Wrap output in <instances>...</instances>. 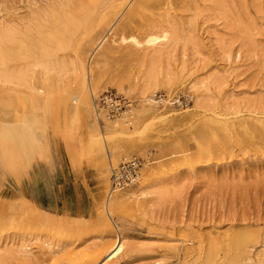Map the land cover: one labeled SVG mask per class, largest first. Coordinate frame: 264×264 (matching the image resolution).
Instances as JSON below:
<instances>
[{
  "label": "rangeland",
  "instance_id": "374dc122",
  "mask_svg": "<svg viewBox=\"0 0 264 264\" xmlns=\"http://www.w3.org/2000/svg\"><path fill=\"white\" fill-rule=\"evenodd\" d=\"M136 1H120L121 4L115 10L103 12L102 17H106L104 24L111 25L113 19H118L116 28L102 48L111 47L114 50L110 57L101 58L97 54L92 58L95 46L109 29L108 24L105 27L100 23L101 28H95V32L75 33L73 44L76 47L65 50L58 48L54 57H50L55 64L66 67L64 74L50 73L46 81H43L42 71L37 66V62L44 58L39 49L36 52L33 50V55L30 54V64H27L26 59L21 60L22 63L20 60L10 63V68L14 64L15 67H21L25 63L27 68V65H35L29 70H33L29 78L33 77L30 82H33L34 91L29 89L28 92V87H22L25 90L17 89L19 96L15 89H12L15 92L8 91L11 94L9 96L2 95L0 89V98L1 95L2 98L8 96L6 99L9 101L4 107L0 100V219L4 221L0 220V264H81L86 260L87 253L94 252L102 244L113 242V236L118 233L116 229L127 238L128 247L124 255L109 264H243L249 255L264 250V0H221L229 18L224 17L226 11L220 10L218 3L213 0H153L147 7L141 8L127 27L123 28L121 24ZM52 2L55 1L0 0V23L5 18L3 23L11 25L13 17L28 16L31 7L43 6V10H50ZM97 17H93L96 23L100 21ZM51 25L48 23L46 28L43 27L42 34L47 33L44 39L48 34H56ZM165 31L171 32L175 41L172 45H168V42L158 43V67L173 68L178 77L169 88L165 79L159 76L157 87H154L156 93H165L169 98L163 105H156L155 113L146 114L139 109L145 103L146 95L142 94L136 83L142 75L139 69H143V60L151 53L145 41L150 35L162 36ZM122 37L127 40L122 42ZM135 40L142 44H136ZM79 46L86 51V67L92 60L91 65L101 73L100 84L94 81L91 85L88 83L89 91H85L88 95L81 90L80 58L75 49ZM19 48L18 53L22 54L24 49ZM195 51L200 52L198 58L203 63L199 75L182 73L183 55L186 53V58H190ZM61 59H65L63 63ZM212 72L216 74L215 77L219 76L216 80L220 87L218 84L216 86L220 89L213 90L214 104L209 110L202 111L196 106L192 85L196 77ZM63 76L66 77L64 80L61 79ZM11 87L14 88L13 85ZM110 92L122 95L134 104L116 118L111 117L106 110L99 109L98 120L95 114L96 102ZM178 93L189 94L193 103L185 108L176 107L174 96ZM12 94L16 96L13 98ZM23 95L27 98L30 95L28 103L26 99L24 102ZM61 95L72 99L66 100ZM75 96L80 97L79 101L73 99ZM19 97L23 99L20 101ZM234 101L238 103L237 112L230 110L236 104ZM129 110L132 112L129 113ZM134 113L140 118L137 123L128 119L130 125L118 129L115 125L111 128L106 126L105 114L111 120L121 122L123 116L132 117L130 115ZM84 117L85 121L82 122ZM26 121L29 125H26ZM87 123H91V127ZM222 132L223 141L216 143L214 151L210 150L208 142L215 139L216 135L219 137ZM4 136L14 138L8 150L3 147ZM92 142L97 144L90 146L94 145ZM82 149H85L84 153ZM149 154L153 160L143 169L140 183L146 177L148 180L152 177L164 179L167 190L162 200L147 202L133 196L123 200L121 204H124L119 205L111 218L105 213L102 216L100 209L111 187L112 169L123 160ZM5 158L8 159L6 162ZM54 158L57 163L61 162L58 166L60 169L51 165ZM31 161L37 162V166L33 168ZM45 165L48 167L45 168ZM107 170L109 187L106 189ZM33 172L35 183L40 188L44 184L53 187L54 178L58 176V183L63 184L65 181L70 189L75 183L77 187L81 185L85 197L91 195L95 198L103 189V200L86 218L57 215L26 198L31 202L28 205L23 201L25 196H22L19 188L23 181L26 184L31 180ZM140 187L137 184L122 192L136 191V194ZM86 192L89 194L86 195ZM41 214L48 218L46 226L38 218ZM12 215L17 218L14 219ZM71 228L81 232L79 236L76 233L77 238L74 232L65 235V231ZM21 246H24V252H21ZM256 262L264 264V260L260 263L257 259Z\"/></svg>",
  "mask_w": 264,
  "mask_h": 264
},
{
  "label": "bare ground",
  "instance_id": "6f19581e",
  "mask_svg": "<svg viewBox=\"0 0 264 264\" xmlns=\"http://www.w3.org/2000/svg\"><path fill=\"white\" fill-rule=\"evenodd\" d=\"M55 2H52L51 3V9L50 10H47V8H45V10H43L44 8H43V6H42V8H33V7H31L30 8V14L28 15V16H25V17H13L14 19L12 20V21H10L12 24L11 25H6L5 23H3V22H5L4 20H5V18H3V22H1L0 23V89H1V92H2V95H6V94H9V96L11 95L8 91H14L15 92V90H16V94L18 95V93H17V89L18 90H20V88H21V90H23L22 89V87H26V89H27V87H28V92H29V89H31V90H33L34 91V89H33V85H32V83L30 82V78L32 77H30L29 78V73L30 72H33V70L32 71H30L29 72V70L30 69H33V67L35 66H33L32 64V66L33 67H31V66H29V65H27L29 68H27V67H25L24 65H25V63H23V66H19V67H15L14 65H13V68H10V63L11 62H16L15 60H27L28 61V63L27 64H30V62H29V60L28 59H30L31 58V55H33V50H35V52H36V49H37V51H38V49L42 52V55L44 56V58H42L40 61H38L37 62V66H39L38 68L39 69H41V71H42V80L44 81H46V79L48 78L47 76H48V74H53V73H55V74H57V75H60L61 73H66V72H64V71H66V67L65 66H62V65H57V64H55L52 60H51V58L50 57H52L53 55H54V53L55 52H57L56 50H58V48H61V49H63L64 48V50H65V48H74V47H76V46H74V44H73V36L75 35V33H77V32H85V34H88V32H95V30L96 29H98L99 27L101 28V24L100 23H103V20L106 18L105 16V18H103L102 16H103V12L105 13V11H112V10H115L116 8H118V6L121 4V3H119L120 1H124V0H67V2H66V0L63 2L62 0H59V1H61V2H59L58 0V2H56V0H54ZM126 1V0H125ZM167 1V0H166ZM170 1V0H169ZM175 1H177V2H179L178 0H174V2ZM181 1V0H180ZM210 1V0H209ZM213 1H216L217 3H218V7L220 8V10H227V8H225V6H224V4L222 3V1L221 0H213ZM153 2V0H137L136 2H135V5L132 7V9L128 12V14L126 15V17H125V19H124V21H123V23L121 24V26L123 27V28H126L127 27V25H128V23L130 22V21H132L133 20V18H134V16L136 15V13L141 9V8H143V7H145L146 5H148V4H150V3H152ZM176 2V3H177ZM226 3V2H225ZM123 4H124V2H123ZM33 5H35V4H33ZM36 5H38L37 3H36ZM35 7V6H34ZM147 7V6H146ZM227 7H229V6H227ZM36 9V10H35ZM39 9H42V10H40V11H38ZM121 10V9H120ZM140 12V11H139ZM106 13H108V12H106ZM116 14V13H115ZM224 14V17L225 18H229V16H228V14H227V11L226 12H224L223 13ZM8 15V14H7ZM108 15V14H107ZM110 15V14H109ZM108 15V16H109ZM112 15V14H111ZM16 16H18V15H16ZM94 16H98L97 18L100 20H98L99 22L98 23H96L95 22V19L93 18ZM107 16V17H108ZM121 16V15H120ZM100 17H101V19H100ZM103 18V19H102ZM111 19H112V17H111ZM111 19L109 18V20L111 21ZM112 21H114L113 23H111V25L109 24V23H106V24H104L103 23V25H105V27L107 26V24L109 25V29H108V31L106 32V34L98 41V43H97V45L95 46V48H94V51H93V57L92 58H94L95 56H97V54H99V56L101 57V58H107V57H110V54H113V52L112 51H114V50H112V48L111 47H106V48H104V49H102L104 46H105V44L108 42V39H109V37H110V35L113 33V31H114V29L116 28V26H117V23H118V19H113ZM109 22V21H108ZM228 22V21H227ZM49 23V26L51 25V23H52V25L54 26V28L53 29H55L56 30V34H53L52 33V35L50 36L49 34H48V37L46 38V39H44L45 38V36H46V32H47V29H46V34L44 35V34H42V31H43V33H44V28H46L45 27V25L46 24H48ZM120 23V22H119ZM95 24H97L96 26L97 27H95V26H93V25H95ZM52 25H51V27H52ZM44 27V28H43ZM104 27V26H103ZM119 27H120V25H119ZM121 27V29H123ZM96 28V29H95ZM36 34H38L37 36H36ZM40 35V36H39ZM44 35V36H43ZM56 35V36H55ZM76 35H78V34H76ZM34 36H36V40L37 41H35V37ZM49 36H50V38H49ZM43 39H42V38ZM81 37V36H80ZM41 38V39H40ZM79 39V38H78ZM82 39V38H81ZM87 39H89V38H87ZM121 40H122V42H125L127 39H125V37H122L121 38ZM78 41V40H77ZM76 41V42H77ZM87 41V40H86ZM174 41H175V37H174V35L171 33V32H169V31H165L164 32V34L162 35V36H157V35H150L147 39H146V41H145V43H146V45H147V47L148 48H150L151 50V53H150V56L148 55V56H146L145 58H144V65L143 66H141V67H143V69H139V70H141L140 72L142 73V75H140L139 76V79H137L138 81H136V83H137V87H138V89L142 92V94H144V95H146V97L144 98L145 99V103H143V104H141V106H140V108L139 109H141V111L143 112V113H146V114H153V113H155L156 111H157V109H156V105H163L164 103H166L167 102V99L166 100H164V101H156V99H154V96H155V94H156V90H155V88L154 87H157V85L156 84H158V82H159V80H158V78H159V76H162L164 79H165V84H166V86L167 87H169L170 88V85H173V83H174V81L176 80V76L178 77V75L176 74V72H175V70L173 69V68H168V69H162V68H160V66L158 67V43H160V42H168L169 44L168 45H172L173 43H174ZM26 42H28V43H26ZM26 43V44H25ZM85 43V42H84ZM135 43L136 44H138V45H141L142 43L141 42H139V41H136L135 40ZM25 44V45H24ZM38 44V45H37ZM87 44V43H86ZM39 45H41V46H39ZM82 45H85V44H82ZM80 46H81V44H80ZM80 46H79V48H75V49H77V52H78V54H79V64L81 65L80 66V72H81V90H83L84 92L85 91H87L88 90V83L91 85L92 84V81H94V82H96V84H98L99 83V81H101L100 80V78H101V73H99L98 72V70H97V67L96 68H94L92 65V60L89 62V64L87 65V67H86V64H85V62L87 61V56H86V58L84 57V53L86 52V51H84V50H82L81 48H80ZM19 47H22V49H24L23 50V52H22V54L19 52L18 53V50L20 51V49L21 48H19ZM83 47V46H82ZM88 48V47H87ZM60 50V49H59ZM87 50V49H86ZM196 50V49H195ZM61 52V51H60ZM73 52V51H72ZM74 53V52H73ZM199 51H195V52H193V56H191L190 58H186V56H187V54L185 53L184 55H183V63H182V65H181V72L182 73H186V72H188L189 74H192V75H195L196 76V74H198L200 71H201V68L203 67V63H202V60L200 59V58H198V56H199ZM19 54V55H18ZM31 54V55H30ZM59 54V53H58ZM189 56V55H188ZM54 57V56H53ZM99 57V58H100ZM205 57V56H204ZM39 58V57H38ZM37 58V59H38ZM58 58V57H57ZM56 58V59H57ZM85 59H86V61H85ZM39 60V59H38ZM62 60V59H61ZM65 60V59H64ZM64 60H62V63H63V61ZM71 60V59H70ZM20 61H18V63H20ZM22 61H21V63H22ZM54 61H56V60H54ZM72 61V60H71ZM74 61V60H73ZM77 61H78V59H77ZM97 61V60H96ZM67 62V61H66ZM94 62V61H93ZM99 62H100V60H98V62H97V64H99ZM20 63V64H21ZM35 63H36V61H35ZM62 63H60V64H62ZM68 63H66V64H64V65H67ZM78 64V65H79ZM92 64V65H91ZM94 65H95V63H94ZM36 66V67H37ZM31 67V68H30ZM74 67H75V64H74ZM99 67V66H98ZM76 68V67H75ZM38 69V70H39ZM78 69V68H77ZM178 69V68H177ZM37 70V71H38ZM69 71V70H68ZM225 71V70H224ZM139 72V73H140ZM214 72V71H213ZM212 72V73H213ZM40 73V72H39ZM73 73V72H72ZM212 73H209V74H207V75H201L202 77H200V76H198V77H196L197 79H196V82L192 85V91H194V94H196V106L198 107V108H200V109H202V111H205V110H203V109H208L209 107H211V105H212V103L214 104V97H213V95H214V92H213V90H215V89H217V88H219L220 87V85L218 84V82H217V80H216V78L218 77L219 78V76L217 75V77H215V75L216 74H212ZM216 73V72H215ZM31 75V74H30ZM40 75V74H39ZM54 75V74H53ZM68 75H69V73H68ZM68 75H67V77H68ZM199 75V74H198ZM77 76V75H76ZM75 76V77H76ZM135 76V75H134ZM182 76V75H181ZM47 77V78H46ZM69 77H71V76H69ZM74 77V78H75ZM78 77V76H77ZM52 78V77H51ZM64 78H66L65 76H63V78H61V79H63L64 80ZM73 78V79H74ZM217 78V79H218ZM32 79H33V77H32ZM68 79V78H67ZM72 79V78H71ZM191 80V79H190ZM32 81V80H31ZM71 81V80H70ZM73 81V80H72ZM78 81V80H77ZM220 81V80H219ZM65 82V84H66V81H64ZM48 83V82H47ZM58 83V82H57ZM56 83V84H57ZM63 83V82H62ZM72 84H73V82H71ZM76 83V82H75ZM178 83V82H177ZM220 83V82H219ZM45 84V83H44ZM49 84V83H48ZM52 84V83H51ZM50 84V85H51ZM68 84V83H67ZM71 84V85H72ZM77 84V83H76ZM95 84V83H94ZM100 84V83H99ZM164 84V85H165ZM179 84V83H178ZM218 84V86L219 87H217L216 85ZM13 85V87L14 88H12L11 86ZM47 85V84H46ZM63 85H64V83H63ZM135 85V84H134ZM156 85V86H155ZM175 85H176V82H175ZM60 86V85H59ZM64 86H66V85H64ZM96 86V85H95ZM34 87H36V86H34ZM60 87H62V86H60ZM99 87V86H98ZM175 87V86H174ZM173 87V88H174ZM48 88V87H47ZM66 88V87H65ZM65 88H63V90H65ZM69 88H71L72 89V86H69ZM154 88V89H153ZM172 88V89H173ZM12 89H15V90H12ZM51 89V88H50ZM57 89H59V88H57ZM75 89V88H74ZM153 89V90H152ZM157 89V88H156ZM220 89V88H219ZM25 90V89H24ZM37 90V89H36ZM152 90V91H151ZM10 91V92H11ZM55 91V90H54ZM70 91V90H69ZM79 91V90H78ZM89 91V90H88ZM133 91V90H132ZM8 92V93H7ZM23 92V91H22ZM217 92V91H216ZM36 93V92H35ZM38 93V92H37ZM40 93V92H39ZM45 93V92H44ZM49 93H51V92H49ZM58 93H59V91H58ZM66 93V92H65ZM75 93H76V91H75ZM86 94L88 93V92H85ZM43 94V93H42ZM47 94V93H46ZM46 94H45V96H46ZM213 94V95H212ZM2 95H1V98H0V100H1V102H2V105L5 107V106H7L8 105V103H9V101L6 99V98H8V96L6 97V98H2ZM22 94H20V96H21ZM34 95V94H33ZM48 95V94H47ZM88 95V94H87ZM12 96H13V94H12ZM16 96V95H15ZM15 96H13V98L15 97ZM19 96V95H18ZM17 96V97H18ZM23 96H25L24 97V102H25V99L26 100H28L27 101V103L29 102V100L30 99H28L29 98V96H28V98L26 97V95H23ZM53 96V95H52ZM60 96V95H59ZM61 96H64V95H61ZM194 96V95H193ZM233 96V95H232ZM33 97H35V99H37V96H33ZM51 97V96H50ZM65 98H66V96H64ZM67 97H69V96H67ZM235 97V96H234ZM22 98V97H21ZM21 98L19 97V100L21 101ZM41 98V97H40ZM43 98V97H42ZM69 98H71L72 99V97H69ZM69 98H66V100H68ZM82 98V97H81ZM90 98V97H89ZM236 98V97H235ZM239 98V97H238ZM237 98V99H238ZM7 101H6V100ZM18 99V98H17ZM23 99V98H22ZM53 99H54V97H53ZM71 99H69V100H71ZM73 99H76L77 101H79V99H80V97H78V96H75V97H73ZM84 98H82V100H83ZM85 99H87V98H85ZM217 99V98H216ZM49 100V99H48ZM62 100V99H61ZM236 100V99H235ZM11 102H12V100H10ZM14 101H15V99H14ZM18 101V100H17ZM17 101H15V102H17ZM20 101H19V103H20ZM23 101V100H22ZM74 101V100H73ZM84 101V100H83ZM89 101V100H88ZM31 102V101H30ZM33 102V101H32ZM52 102H54L53 100H52ZM63 102V101H62ZM68 102V101H67ZM87 102V101H86ZM142 102V101H141ZM228 102V101H227ZM230 102V101H229ZM235 102V101H234ZM35 103V105H36V102H34ZM41 104H42V102H40ZM45 103H46V101H45ZM47 103H48V101H47ZM51 103V102H50ZM50 103H48V104H50ZM60 103V102H59ZM69 103V102H68ZM81 103H82V101H81ZM84 103H85V101H84ZM83 103V104H84ZM236 103V102H235ZM16 104V103H15ZM22 104H24V103H22ZM21 104V105H22ZM26 104V103H25ZM38 104V103H37ZM62 104V103H61ZM98 103L96 102V106H95V114L97 115V118H98V120H99V109H98V105H97ZM228 104V103H227ZM229 104H231V103H229ZM237 104L238 103H236V104H234V105H232V108L230 109V110H236V106H237ZM17 105V104H16ZM32 105H34V104H32ZM34 105V106H35ZM40 105V104H39ZM51 105V104H50ZM49 105V106H50ZM64 105V104H63ZM80 105V104H79ZM78 105V106H79ZM82 105V104H81ZM85 106H87V104L85 103L84 104ZM23 107H25L24 105H22ZM42 107H43V105H41ZM45 106H47V104L45 105ZM66 106H67V104H66ZM66 106H65V109H67L66 108ZM69 106V105H68ZM231 106V105H230ZM9 107H10V105H9ZM13 107V106H12ZM22 107V108H23ZM31 107V106H30ZM74 107V106H73ZM169 107V106H168ZM15 108H19V107H16L15 106ZM14 108V109H15ZM34 108V107H33ZM49 108V107H48ZM157 108H158V106H157ZM225 108V107H224ZM228 108H230L229 106H228ZM228 108H227V110H228ZM13 109V110H14ZM25 109V108H24ZM26 109H27V107H26ZM43 109H45V107L43 108ZM50 109H52V107L50 108ZM49 109V110H50ZM61 109V108H60ZM64 109V110H65ZM79 109V108H78ZM77 109V110H78ZM165 109V108H164ZM17 110H19V109H17ZM16 110V111H17ZM28 110V109H27ZM34 110V109H33ZM32 110V111H33ZM53 110H55V109H53ZM209 110V109H208ZM207 110V111H208ZM46 111V110H45ZM52 111V110H51ZM67 111V110H66ZM71 111V110H70ZM69 111V112H70ZM18 112V111H17ZM22 113H23V110L21 111ZM47 112V111H46ZM50 112V111H49ZM129 113H131L132 112V110H129L128 111ZM236 112H237V110H236ZM42 113V112H41ZM48 113V112H47ZM53 113V112H52ZM58 113V112H57ZM64 113V112H63ZM77 113V112H76ZM12 114H14V113H12ZM18 114H20V112H18ZM30 114V113H29ZM37 114V113H36ZM50 114V113H49ZM56 114V113H55ZM75 114V113H74ZM2 115V114H1ZM7 115H8V112H7ZM6 115V116H7ZM32 115V114H31ZM30 115V116H31ZM34 115H35V113H34ZM43 115H44V113H43ZM53 115V114H52ZM58 115V114H57ZM64 115H65V113H64ZM63 115V116H64ZM106 116H104V120H105V122H106V126L107 127H109V128H111V127H113V125H115L114 127L116 128V129H118L117 127H119V128H121L123 125H130L129 124V120L128 119H133L132 121H134L135 123H137V119H140V118H138V115H135V113L132 115H130V116H132V117H129V116H123L121 119H123L121 122L120 121H116V120H111L110 118L111 117H113V116H111V117H108V115L107 114H105ZM5 116V115H4ZM9 116V115H8ZM7 116V117H8ZM23 116V115H22ZM24 116H26V115H24ZM23 116V117H24ZM75 116V115H74ZM73 116V117H74ZM158 116V115H157ZM43 117H45V115L43 116ZM66 117V119H67V116H65ZM72 117V118H73ZM82 117V116H81ZM139 117H140V115H139ZM6 118V117H5ZM13 118L15 119V116H13ZM12 118V119H13ZM28 118V117H27ZM47 118V117H46ZM49 118H50V116H49ZM53 118V117H52ZM89 118V117H88ZM113 118H116V117H113ZM164 118V117H163ZM162 118V119H163ZM2 119L4 120V118L2 117ZM16 119H18V118H16ZM29 119V118H28ZM36 119V118H35ZM54 119V118H53ZM80 119V118H79ZM1 120V119H0ZM19 120H20V118H19ZM18 120V121H19ZM22 120V119H21ZM55 120V119H54ZM65 120V119H64ZM5 121V120H4ZM15 121V120H14ZM53 121V120H52ZM80 121V120H79ZM85 121V117H84V120L82 119V122H84ZM95 121H96V119H95ZM11 122V121H10ZM9 122V123H10ZM29 122H30V120H29ZM34 122V121H33ZM55 122H56V120H55ZM66 122H67V120H66ZM78 122V121H77ZM90 122V121H89ZM151 122V121H150ZM153 122H156V121H154V119H153ZM5 123V122H4ZM17 123V121H15L14 122V124H16ZM21 123V122H20ZM26 123V125H29V123H27V121L25 122ZM76 123V122H75ZM81 123V122H80ZM92 123V122H91ZM91 123L89 124V123H87V124H89V126L91 125ZM94 123V122H93ZM96 123V122H95ZM130 123H132V122H130ZM259 123V122H258ZM2 124V123H1ZM12 124H13V122H12ZM56 124H57V122H56ZM67 124V123H66ZM70 124H71V122H70ZM98 124H100V123H98ZM156 124V123H155ZM154 124V125H155ZM5 125H8V123H6ZM23 125V124H22ZM83 125V124H82ZM95 125V124H94ZM9 126V125H8ZM7 126V127H8ZM88 126V127H89ZM7 127H6V129H7ZM24 127H27V126H25L24 125ZM84 127V126H83ZM91 127V126H90ZM101 127V126H100ZM152 127V126H151ZM20 128V127H19ZM18 128V129H19ZM23 128V127H22ZM30 128V127H29ZM65 128V127H64ZM86 128V127H85ZM94 128H95V126H94ZM99 128V127H98ZM97 128V129H98ZM155 128V127H154ZM9 129V128H8ZM21 129V128H20ZM56 129V128H55ZM71 129V128H70ZM97 129H96V131H97ZM16 130V129H15ZM14 130V131H15ZM69 130V129H68ZM73 130V129H72ZM100 130V129H99ZM102 130V129H101ZM100 130V131H101ZM8 131H10V130H8ZM58 131V130H57ZM65 131H66V128H65ZM83 131V130H82ZM103 131V130H102ZM218 131V130H217ZM228 131H229V129H228ZM19 132V131H18ZM59 132H60V130H59ZM64 132V131H63ZM68 132H70V131H68ZM74 132V131H73ZM92 132V131H91ZM95 132V131H94ZM218 132H220V131H218ZM258 132V131H257ZM4 133V132H3ZM20 133V132H19ZM27 133V132H26ZM61 134H62V132H60ZM98 133V132H97ZM102 133V132H101ZM123 133V132H122ZM137 133V132H136ZM140 133V132H139ZM259 133V132H258ZM9 134H12V133H9ZM18 134V133H17ZM17 134H16V136H17ZM67 134V133H66ZM93 134V133H92ZM96 134V133H95ZM103 134V133H102ZM148 134V133H147ZM158 134V133H157ZM210 134V133H209ZM216 134V133H215ZM219 134V133H218ZM261 134V133H260ZM144 135V134H143ZM171 135V134H170ZM224 135H225V133H224ZM259 135V134H258ZM22 136V135H21ZM98 137H100L99 135H97ZM126 136V135H125ZM132 135H130V137H131ZM165 136V135H164ZM217 136V135H216ZM215 136V139H213V138H211V139H213L212 141H210V140H208V141H210V142H208L209 144H208V147L210 148V150H212L213 149V151H214V149L216 148V143H220V142H222L223 141V138H224V136H223V132L221 133V135H219V137H216ZM262 136V135H261ZM260 136V137H261ZM96 137V136H95ZM94 136H93V138H95ZM104 137V136H103ZM20 138V137H19ZM82 138V137H81ZM122 138V137H121ZM85 139V138H84ZM92 139V138H91ZM1 140V139H0ZM14 140V138H12V137H3V139H2V141L5 143L4 144V148L5 149H9V147L11 148V146H10V143H11V141H13ZM233 140V139H232ZM91 141V140H90ZM112 141V140H111ZM235 141V140H234ZM32 142H34V141H32ZM226 142V141H225ZM224 142V143H225ZM24 143V142H23ZM90 143V142H89ZM94 142H92L91 144H93ZM16 144V143H15ZM34 144V143H33ZM95 144H97V143H94V145H90V146H95ZM100 144V143H99ZM103 144V143H102ZM114 144V143H113ZM112 145V144H111ZM175 145V144H174ZM234 145H235V143H234ZM84 146V145H83ZM83 146H82V148H83ZM113 146V145H112ZM111 146V147H112ZM18 147V146H17ZM89 147V146H88ZM225 147V146H224ZM36 148V147H35ZM97 148V147H96ZM205 148V147H204ZM19 149V148H18ZM90 149L92 150V148L90 147ZM89 149V150H90ZM103 149V148H102ZM102 149H101V152H102ZM105 149V148H104ZM208 149V148H207ZM1 150H3V149H1ZM12 150V149H11ZM35 150V149H34ZM83 150V152L82 153H84V150L85 149H82ZM81 150V151H82ZM209 150V151H210ZM20 151V150H19ZM38 151V150H37ZM36 151V152H37ZM96 151H98V150H96ZM3 152V151H2ZM32 152V151H31ZM106 152V151H105ZM12 153V152H11ZM88 153H90V152H88ZM117 153V152H116ZM211 153V152H210ZM216 153V152H215ZM4 154V153H3ZM10 154V153H9ZM13 154V153H12ZM91 154V153H90ZM99 154H101V153H99ZM106 154V153H105ZM205 154V153H204ZM25 155V154H24ZM34 155V154H33ZM37 155H39L38 154V152H37ZM87 156V155H86ZM96 156V155H95ZM11 157H12V155H11ZM7 158V157H6ZM6 158L4 159L5 160V162L8 160H6ZM34 159H35V157H33ZM103 158H104V156H103ZM107 158V157H106ZM28 160H30V159H28ZM32 160V159H31ZM98 160V159H97ZM104 160H105V158H104ZM11 161V160H10ZM32 161H34V160H32ZM31 161V163H33ZM26 162H28V161H26ZM95 162H96V160H95ZM99 162H101L100 160H99ZM107 163H108V160H107ZM7 164H9L8 162H7ZM100 163H98V165H99ZM104 164H106L105 163V161H104ZM24 165V164H23ZM32 165V164H31ZM13 166V165H12ZM15 166V165H14ZM9 167V166H8ZM18 167V166H17ZM14 168V167H13ZM9 169V168H8ZM21 169V168H20ZM25 169V168H24ZM30 169V168H29ZM101 171V170H100ZM29 174V173H28ZM31 174V173H30ZM104 174V173H103ZM110 174V173H109ZM151 175H152V173H150ZM32 175V174H31ZM108 170L106 171V177H105V188L107 189V187H109L108 186ZM152 177V176H151ZM17 178V177H16ZM20 178V177H19ZM31 178V177H30ZM150 178V177H149ZM141 179H142V176H141ZM20 180V179H19ZM22 181V180H21ZM31 181V180H30ZM141 181V180H140ZM140 181L138 182V184L141 186L140 188H139V192L138 193H136L135 194V192H130V191H128V192H126V193H124V192H122L123 190H126V189H128V188H126V189H118V190H111V188H110V190H109V192H108V194L107 195H105V199L102 201V207H101V209H100V213L102 214V216H103V214L105 213V215L107 216V217H109V218H111L112 216H113V213H114V211L116 210V209H118L119 208V205L121 204V202L123 201V200H125V199H128V198H133V196L135 197V196H137V197H139V199L142 201V200H144V201H150V202H156V200H158V202L159 201H161L162 200V198L164 197V194H165V192H166V190H167V188H166V185H165V183H164V179H161L160 177H157V178H155V177H152V178H150L149 180L147 179V177H146V179H145V181L144 182H141L140 183ZM24 182V181H23ZM20 184V183H19ZM30 185V184H29ZM137 185V184H136ZM110 186H111V184H110ZM30 187V186H29ZM18 188V187H17ZM129 188H131V187H129ZM20 189V188H19ZM27 189V188H26ZM17 190V189H16ZM33 191V190H32ZM28 192V191H27ZM119 192H122V193H119ZM27 194H22V196H26ZM28 196V195H27ZM22 198V197H21ZM22 200H23V198H22ZM21 200V201H22ZM28 200V199H27ZM26 200V197H25V199L23 200L26 204H31V202H29V201H27ZM138 200V199H137ZM16 202H18V201H16ZM3 203V202H2ZM122 204H124V203H122ZM121 204V205H122ZM21 205H22V203H21ZM14 206V205H13ZM22 208H23V206H22ZM37 208V207H36ZM36 208H34V209H36ZM121 208H122V206H121ZM121 208L119 209V210H121ZM2 210V209H1ZM0 210V211H1ZM24 210V209H23ZM118 210V211H119ZM6 211H8V209L6 210ZM11 212V211H10ZM27 212V211H26ZM33 212H35V211H33ZM7 213V212H6ZM22 213H24V212H22ZM31 213V212H30ZM115 213H116V211H115ZM25 214V213H24ZM2 216H4L3 215V213L1 214ZM104 215V216H105ZM13 216V215H12ZM11 216V217H12ZM32 216V215H31ZM14 217V216H13ZM12 217V218H13ZM22 217V216H21ZM15 218H17V217H14V219ZM34 218H36V217H34ZM39 218V220H40V222H41V224H43V225H47L46 224V222L48 221V218L46 217V216H44L43 214H41V216H39L38 217ZM32 219V218H31ZM0 220H2V219H0ZM7 220V219H6ZM34 220V219H33ZM3 221V220H2ZM12 221V220H11ZM1 222V221H0ZM8 222H9V220H8ZM15 222V221H14ZM19 222V221H18ZM31 222V221H30ZM33 222V221H32ZM3 223H4V221H3ZM108 224V223H107ZM106 224V225H107ZM5 225V224H4ZM43 227V226H42ZM41 226H40V229H43ZM3 228V227H2ZM6 228V227H5ZM46 229V228H45ZM4 231H5V229H3ZM2 230V231H3ZM110 230V229H109ZM117 231H118V233H117V235H115V237L113 236V238H114V240H113V242L111 241V242H109V243H106V244H102V245H100V246H98L97 247V249L94 251V252H91V253H87L86 254V260L83 262V263H81V264H109L110 262H112V261H114V260H116V259H118L119 257H121L122 255H124L125 254V252H126V249H127V247H128V242H127V238H124V236L122 235V232L119 230V229H116ZM3 231V232H4ZM0 232H1V230H0ZM66 233H65V235H67L68 236V232L69 233H73V234H78L80 231H78V230H75V228H71V229H68V230H66L65 231ZM110 232V234H113L112 233V231H109ZM2 233V232H1ZM81 233V232H80ZM82 233H84L83 231H82ZM77 234L75 235V237L77 236ZM63 235V234H62ZM78 236H79V234H78ZM71 237H74V235H71ZM74 237V238H75ZM70 238V237H69ZM77 238V237H76ZM5 247V246H4ZM9 248V247H8ZM27 248V247H26ZM21 249H22V251L21 252H24L23 250H24V246L22 247L21 246ZM49 249L51 250V249H53L52 247H49ZM232 249V248H231ZM25 251H26V249H25ZM29 251V250H28ZM27 251V252H28ZM49 251V250H48ZM9 253V252H8ZM83 253V252H82ZM81 253V254H82ZM81 256V255H80ZM75 257V256H74ZM257 259H258V261L260 262L261 260L263 261L264 260V250H260V253H259V251H258V253L257 254H251V255H249V257L245 260V263H243V264H257ZM224 263V262H223ZM261 263V262H260ZM159 264V263H158ZM225 264V263H224Z\"/></svg>",
  "mask_w": 264,
  "mask_h": 264
},
{
  "label": "crops",
  "instance_id": "0c3cea01",
  "mask_svg": "<svg viewBox=\"0 0 264 264\" xmlns=\"http://www.w3.org/2000/svg\"><path fill=\"white\" fill-rule=\"evenodd\" d=\"M37 166V162L33 163ZM61 162L55 161V158L51 165L60 169ZM47 165V164H46ZM44 166L47 168L48 166ZM49 165V164H48ZM63 174V171H62ZM34 172L31 175V181L28 180L25 184L22 182V186L20 187L19 192L21 194H27L25 197L28 200H31L40 208L49 210L51 213L61 215V216H68L71 218H86L88 215L92 213L95 209L96 205L102 201L103 198V189L99 196H95L93 198L91 195H88L89 192H86L84 196V192L81 191V185L74 184V189L67 187L66 182L64 181L63 184L58 183L59 177L57 176L56 180H54L53 187H46L44 184L41 188L33 178ZM30 184V185H29ZM30 186V187H29ZM27 188V189H26ZM77 188L80 190H77ZM33 190V191H32ZM28 191V192H27Z\"/></svg>",
  "mask_w": 264,
  "mask_h": 264
},
{
  "label": "built area",
  "instance_id": "2783aa9c",
  "mask_svg": "<svg viewBox=\"0 0 264 264\" xmlns=\"http://www.w3.org/2000/svg\"><path fill=\"white\" fill-rule=\"evenodd\" d=\"M169 98L165 93H156L154 99L156 101H164ZM176 107L185 108L193 103V99L189 94L178 93L174 96ZM134 103L117 93L110 92L106 96L99 99L98 109L106 110L111 116L119 117L127 109H130ZM153 158L149 154L147 156H134L132 159L123 160L117 167L113 168L110 176L111 190L126 189L134 187L141 180L142 171L149 166Z\"/></svg>",
  "mask_w": 264,
  "mask_h": 264
}]
</instances>
